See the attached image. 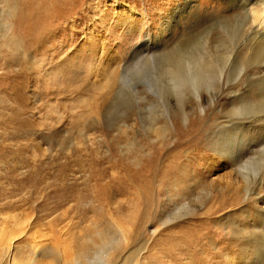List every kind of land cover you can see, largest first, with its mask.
Here are the masks:
<instances>
[{"label":"rangeland","instance_id":"rangeland-1","mask_svg":"<svg viewBox=\"0 0 264 264\" xmlns=\"http://www.w3.org/2000/svg\"><path fill=\"white\" fill-rule=\"evenodd\" d=\"M235 4L0 0V264H264V46Z\"/></svg>","mask_w":264,"mask_h":264},{"label":"bare ground","instance_id":"bare-ground-1","mask_svg":"<svg viewBox=\"0 0 264 264\" xmlns=\"http://www.w3.org/2000/svg\"><path fill=\"white\" fill-rule=\"evenodd\" d=\"M230 1H232V2L235 1V3H236L235 5L238 6L241 10H243L244 13L246 14V19H245V22L243 24L245 26H244V28H242V31H243V34L246 35V39L248 40L247 43L249 45H247V49H248L247 51L249 52V55H251L250 52H252V50H254V48H255L254 53H256V47L258 49L259 47L261 48V46H264V0H230ZM260 48H259V50H260ZM259 50H257V51H259ZM252 55H253V53H252ZM254 55L256 56V54H254ZM260 63H261V65H260V70H261L260 80L261 81L260 82L263 83L262 88L264 90V59L260 60ZM209 67L210 66L207 65V70L210 69ZM209 72H210V70H209ZM253 81H255V80H253ZM216 83H217V81H216ZM204 85H205V89H206V88L212 87V85H214V83H213V81L206 79L204 82ZM208 94H210V93H208ZM200 103H201V100H199L198 104L200 107H203L202 105H200ZM249 107H250L249 108L250 113L255 115V117H254L255 121L259 120V121H261L260 124L264 125V96L261 97L260 103H258L257 105H254V106L249 105ZM249 109H248V111H249ZM202 110H204V108ZM120 224H122V223H120ZM120 224L117 225L119 235L115 234L113 236V235L109 234L108 232H103V231L97 232L98 237H97L96 243L97 242L101 243L100 246L105 247L104 248L105 254H103L102 256L104 257V259L107 263L109 262L110 257H111L110 250L111 249H113V251L117 250L123 242L122 241L123 237L127 235L125 227L123 228ZM98 243H97V245H98ZM30 262H32V261H30ZM33 263L34 262H32V264ZM67 263L68 264H101L102 263V257H99L98 260H96V261L94 260V262H92L91 259L86 256L85 253H82V254H79L77 257L68 260Z\"/></svg>","mask_w":264,"mask_h":264}]
</instances>
